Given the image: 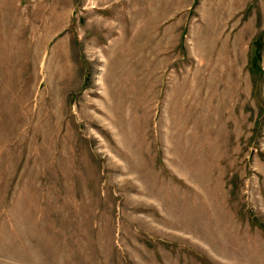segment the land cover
I'll return each mask as SVG.
<instances>
[{"label": "rangeland", "instance_id": "1", "mask_svg": "<svg viewBox=\"0 0 264 264\" xmlns=\"http://www.w3.org/2000/svg\"><path fill=\"white\" fill-rule=\"evenodd\" d=\"M0 264H264V0H0Z\"/></svg>", "mask_w": 264, "mask_h": 264}]
</instances>
